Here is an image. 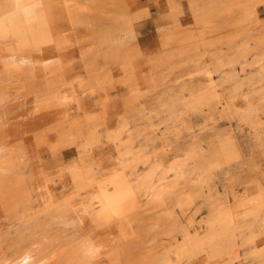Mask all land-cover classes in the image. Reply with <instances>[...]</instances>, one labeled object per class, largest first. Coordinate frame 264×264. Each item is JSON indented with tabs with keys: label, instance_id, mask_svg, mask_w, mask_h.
Here are the masks:
<instances>
[{
	"label": "rangeland",
	"instance_id": "rangeland-1",
	"mask_svg": "<svg viewBox=\"0 0 264 264\" xmlns=\"http://www.w3.org/2000/svg\"><path fill=\"white\" fill-rule=\"evenodd\" d=\"M92 9L5 81L0 264H264V0Z\"/></svg>",
	"mask_w": 264,
	"mask_h": 264
},
{
	"label": "clouds",
	"instance_id": "clouds-1",
	"mask_svg": "<svg viewBox=\"0 0 264 264\" xmlns=\"http://www.w3.org/2000/svg\"><path fill=\"white\" fill-rule=\"evenodd\" d=\"M45 20V0H0V48L10 50L0 55V68L5 73H17L34 66L30 56L12 49L31 42L34 32ZM8 101V95L0 92V109ZM16 264H34V259L26 253L17 259Z\"/></svg>",
	"mask_w": 264,
	"mask_h": 264
},
{
	"label": "bare ground",
	"instance_id": "bare-ground-1",
	"mask_svg": "<svg viewBox=\"0 0 264 264\" xmlns=\"http://www.w3.org/2000/svg\"><path fill=\"white\" fill-rule=\"evenodd\" d=\"M101 1H103V0H45V10H46L45 22L41 25V27L36 32H34L31 42H24L19 48L12 49V51H18V52L23 51V54L30 56L31 59L34 61V66L32 68L25 69V70L21 71L23 76L25 77V75L27 74L31 79L30 74L33 73L32 71L35 70L39 66L36 62L37 60H39L38 59L39 54H36L38 56H35L34 53H37L40 51L42 52V49L45 50L47 47L48 48L46 50H48V52L51 53V51H54L53 47H54L55 42H56V37L60 36L62 34V32L64 30H66L68 27H72V26L74 27V25L76 27V24L80 23L79 21H81L83 12H80L79 9L80 10L82 9L83 11L84 10L90 11L92 8L98 9ZM96 9H95V11H96ZM101 11H100V15H103ZM97 12H98V10H97ZM95 14H97V13L95 12ZM50 47H52V50L51 49L49 50ZM0 49L5 50L4 54H6L7 51H10L9 49H4V48H0ZM44 52H42V53H44ZM48 52L46 51L45 53L47 54ZM1 55H3V54H1ZM18 73H17V76L19 75ZM13 75L16 76L15 73L14 74L13 73L8 74V73H5L2 68H0V92L7 94V92H5V87L7 86L6 85L7 83H5V81L8 80V83H10L12 85L14 83L16 84V82L22 81L21 78H20V81H17V80L13 81L15 78H17V76L11 80ZM20 76H21V74H20ZM9 79L14 83L9 81ZM30 79H28V81ZM21 83L20 84L17 83L18 84L17 86H19V87L21 86V88H24V86L22 87V84H24V83H22V84ZM15 84L13 86H15ZM8 86H9V84H8ZM10 87L12 88L11 85H10ZM19 87L15 86L14 88H19ZM19 91H20V88H19ZM9 93L11 94V90ZM17 93H19V92H17ZM10 94H8V95H10ZM9 99H11V96ZM6 106L7 105H5V107ZM6 108H8V107H6ZM6 108H4V109H6ZM0 113H1V111H0ZM2 151H0V152L3 153L4 151L3 152ZM2 156L0 154V157H1V159H0V182L4 179L3 177H4L5 173L7 172V170L9 169L8 166L10 165L7 151L4 154V157H2ZM229 220L230 219H226V222L229 223ZM42 251H43V249L41 248L39 251L36 252V255L40 254Z\"/></svg>",
	"mask_w": 264,
	"mask_h": 264
}]
</instances>
